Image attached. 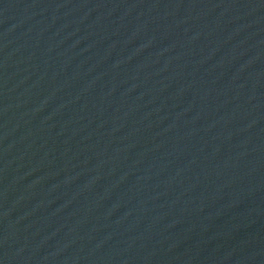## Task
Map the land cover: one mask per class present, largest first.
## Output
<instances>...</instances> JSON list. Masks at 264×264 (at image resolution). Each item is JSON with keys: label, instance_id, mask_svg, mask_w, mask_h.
Wrapping results in <instances>:
<instances>
[{"label": "water", "instance_id": "obj_1", "mask_svg": "<svg viewBox=\"0 0 264 264\" xmlns=\"http://www.w3.org/2000/svg\"><path fill=\"white\" fill-rule=\"evenodd\" d=\"M0 264H264V0H0Z\"/></svg>", "mask_w": 264, "mask_h": 264}]
</instances>
